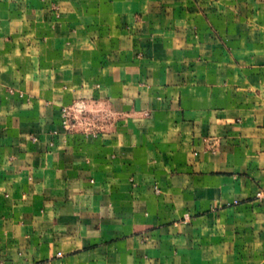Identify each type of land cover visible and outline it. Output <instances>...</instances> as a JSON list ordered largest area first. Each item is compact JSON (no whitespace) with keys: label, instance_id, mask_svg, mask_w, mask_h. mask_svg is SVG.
I'll return each mask as SVG.
<instances>
[{"label":"crops","instance_id":"crops-1","mask_svg":"<svg viewBox=\"0 0 264 264\" xmlns=\"http://www.w3.org/2000/svg\"><path fill=\"white\" fill-rule=\"evenodd\" d=\"M260 189L264 0H0V264H264Z\"/></svg>","mask_w":264,"mask_h":264},{"label":"built area","instance_id":"built-area-1","mask_svg":"<svg viewBox=\"0 0 264 264\" xmlns=\"http://www.w3.org/2000/svg\"><path fill=\"white\" fill-rule=\"evenodd\" d=\"M90 111L89 105L83 101H76L71 105L61 108V125L65 130H71L75 127L80 116ZM158 190V189H156ZM159 191V190H158ZM257 198H264V189H260L256 193Z\"/></svg>","mask_w":264,"mask_h":264}]
</instances>
